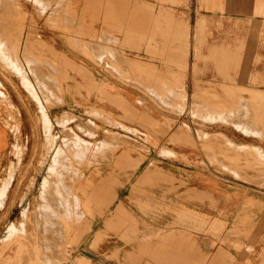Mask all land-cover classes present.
<instances>
[{"label": "rangeland", "instance_id": "374dc122", "mask_svg": "<svg viewBox=\"0 0 264 264\" xmlns=\"http://www.w3.org/2000/svg\"><path fill=\"white\" fill-rule=\"evenodd\" d=\"M1 1L0 24L8 9L11 17L0 25V264H128L129 254L166 264L176 242L197 264L218 248V264H264V100L249 97L264 96V77L202 74L210 28L199 14L190 19V0H171L176 11L155 17L139 13L144 0ZM91 165L95 198L116 196L103 214L92 203L87 221L76 195Z\"/></svg>", "mask_w": 264, "mask_h": 264}, {"label": "crops", "instance_id": "0c3cea01", "mask_svg": "<svg viewBox=\"0 0 264 264\" xmlns=\"http://www.w3.org/2000/svg\"><path fill=\"white\" fill-rule=\"evenodd\" d=\"M170 1L171 0H169L168 3L166 2L161 4L160 0H144L142 4H137V7L139 13H143V11H152V13H154L153 16L155 17L156 12L171 13L176 11L175 4H172ZM187 11H189L191 14L190 19H192L193 13L195 14L196 18L197 14H199L200 19L205 22L207 28H210V31H208L206 34V44L204 48H202L201 60H207L206 63H202L201 69L203 70V75L211 74V76L220 77L221 75L231 76L237 74L240 77H247L251 70H255L264 77V0H190ZM146 18L147 16L143 14H136L134 20L137 22V25L139 23L142 25L146 22ZM132 19L133 14L132 18L130 19V25L128 26V29L125 30L124 40L122 41L125 43V45L126 42L130 44L129 41L132 39V30H130L131 25H136L135 22H131ZM113 23L114 24H111L110 26L117 29L118 26L115 25V22ZM133 28L134 26L132 29ZM152 28L153 27H151L150 31L148 30L149 38L146 39L147 41L145 40V43H147V48H149L151 51L154 49L152 41L154 39L153 35L155 34ZM214 28L217 29L215 33L213 31ZM134 32L136 31L134 30ZM138 32L139 34L143 35V38L145 33H147L140 29ZM173 57L174 56L172 54L171 59H173ZM179 57L182 58V55ZM253 58L261 59V62L258 64V66L252 67L250 61H252ZM180 61H182V59ZM70 65L74 66L72 63ZM133 65L134 64H132V67ZM235 65L237 68L239 67L238 72H233V69L235 70ZM135 66L136 67H134V69L141 71L148 81H152L156 78V72H154V68L150 64L145 63L143 65L136 63ZM43 77H45L44 74ZM151 77L153 79H149ZM89 82H91V79ZM155 91L157 92V90ZM185 92V88L184 90H181V93ZM249 97L253 98L256 103H262L264 100V96L253 90L250 91ZM161 101L163 105L166 104L165 106L170 104L163 99H161ZM123 108L132 114V116L140 117L141 120L148 122L146 119L148 117H146V115L138 114L136 110L130 108L127 104H123ZM258 120V118L254 120L256 121L255 123H258ZM206 136L207 133H204L203 137ZM7 145L8 135L2 122L0 121V169L3 165L1 154L5 151ZM162 152L166 155L174 154L172 150L167 148H162ZM104 153L99 154L96 163L106 161L107 154ZM123 159H125L127 164L133 167H135L139 162L138 160L129 159L127 156L125 158L123 157ZM91 168L92 165L81 175L82 179L77 187L76 195V204L78 205L80 214L83 215V219H86L87 221H92V218H95L92 203L95 204L98 213L103 214L108 205L114 200L116 196L114 193H105L104 195L99 196L97 199L95 198V193L91 191L93 186V174L91 172L88 173ZM149 172L150 171L148 170L145 176L150 177L151 175ZM121 211L122 206L118 205L114 210V215L121 213ZM192 215L198 214L193 213ZM182 248L183 247H181L179 243L176 242L174 248L170 252H165L163 254L162 257L165 261L164 263L197 264L198 262L193 260V255L191 256V253L189 255L187 252L184 253ZM225 255L226 252L222 248H218L211 257L209 263H222L224 262ZM194 256L199 260L202 259L200 252H195ZM127 260L130 262L128 264H136L134 255L129 254Z\"/></svg>", "mask_w": 264, "mask_h": 264}, {"label": "bare ground", "instance_id": "6f19581e", "mask_svg": "<svg viewBox=\"0 0 264 264\" xmlns=\"http://www.w3.org/2000/svg\"><path fill=\"white\" fill-rule=\"evenodd\" d=\"M6 1L8 2V0H6ZM3 2H4V1H3ZM5 4H6V3H5ZM7 4H8V3H7ZM10 4H11V3H9V6H10ZM1 5H2V1L0 0V7H1ZM5 6H6L5 8H7V5H5ZM11 7H12V6H11ZM3 8H4V7H3ZM0 9L2 10V7H1ZM1 10H0V12H1V15L3 16L2 12H3L4 10H3V11H1ZM5 10H6V9H5ZM8 11H9V9L7 10V14H8V15H6V14H5L6 12H5L4 14H5L6 16H5V17H1L3 21L5 20V19H3V18H6L7 16H8V17H11V11H9V12H8ZM1 15H0V16H1ZM8 17L6 18L7 20H8ZM7 20L5 21V23L7 22ZM9 20H10V18H9ZM5 23H4V24H5ZM7 23H9V22H7ZM4 24H3V25H4ZM0 25H1V24H0ZM3 25H1L2 28H3ZM6 26H7V25H6ZM5 28H6V27H5ZM9 28H10V27H9ZM9 30H10V29H9ZM2 31H4V30H2ZM12 33H13V32H12ZM1 36H4V35H1ZM9 41H10V40H9ZM6 42H7V41H6ZM2 43H3V42H2ZM11 43H12V42H11ZM1 45H2V44H1ZM27 45H28V44H27ZM27 47H28V46H27ZM3 48H4V47H3ZM5 50H6V49H5ZM10 50H11V49H10ZM26 50H27V49H26ZM15 51H16V50H15ZM9 52H10V51H9ZM28 54H29V53H28ZM0 55L2 56L1 53H0ZM7 56H8V55H7ZM7 56H6V57H7ZM9 59H10V58H9ZM34 59H35V58H34ZM19 63H20V62H19ZM37 63H38V62H37ZM43 66H44V65H43ZM107 67H108V66H107ZM14 70H15V69H14ZM19 71H20V70H19ZM127 73H128V72H127ZM42 75H43V73H42ZM37 77H38V76H37ZM45 77H46V76H45ZM45 79H46V78H45ZM51 80H52V79H51ZM24 83H25V82H24ZM39 91H40V90H39ZM163 91H164V90H163ZM160 97H161V96H160ZM236 101H237V100H236ZM161 102H162V101H161ZM216 103H217V102H216ZM165 105H166V104H165ZM199 105H200V104H199ZM229 105H230V104H229ZM235 108H236V107H235ZM241 108H242V107H241ZM225 111H226V110H225ZM43 114H44V113H43ZM195 114H196V113H195ZM203 117H204V116H203ZM211 119H212V118H211ZM215 119H216V118H215ZM258 121H259V120H258ZM48 122H49V121H48ZM243 125H244V124H243ZM236 127H237V126H236ZM244 127H245V126H244ZM246 127H247V126H246ZM247 129H248V128H247ZM243 131H244V129H243ZM245 131H246V130H245ZM242 133H243V132H242ZM51 141H52V140H51ZM48 146H49V145H48ZM51 150H52V149H51ZM90 153H91V152H90ZM103 153H104V152H103ZM104 154H105V153H104ZM58 156H59V155H58ZM50 165H51V164H50ZM55 165H56V164H55ZM52 170H55V169H52ZM52 170H50V171H52ZM8 181H9V180H8ZM56 183H57V182H56ZM45 186H47V185H45ZM48 190H49V188H48ZM45 192H46V191H45ZM42 193H43V192H42ZM55 195H56V194H55ZM45 201H46V200H45ZM21 202H22V201H21ZM49 205H50V204H49ZM74 205H75V204H74ZM76 207H78V206H76ZM48 208H49V207H48ZM50 208H51V207H50ZM54 209H55V208H54ZM27 211H28V210H27ZM53 211H54V210H53ZM28 212H30V211H28ZM41 212H42V211H41ZM51 212H52V211H51ZM45 213H46V212H45ZM53 213H56V212H53ZM59 213H60V212H59ZM74 213H75V212H74ZM24 214H25V213H24ZM26 214H28V213H26ZM48 214H49V213H48ZM64 214H65V213H64ZM61 215H62V214H61ZM61 215H60V216H61ZM65 215H66V214H65ZM57 216H59V215H57ZM24 217H25V216H24ZM54 217H55V216H54ZM63 217H64V216H63ZM74 217H75V216H74ZM56 218H57V217H56ZM23 219H24V218H23ZM42 219H43V218H42ZM54 219H55V218H54ZM60 219H61V218H60ZM60 219H59V220H60ZM24 220H25V219H24ZM26 221H27V220H26ZM69 221H70V220H69ZM75 221H76V220H75ZM58 222H59V221H58ZM56 226H57V225H56ZM60 226H61V225H60ZM73 226H74V225H73ZM57 227H58V226H57ZM61 230H62V229H61ZM19 231H20V230H19ZM44 232H45V231H44ZM10 233H12V232H10ZM19 234H20V233H19ZM47 236H48V235H47ZM52 236H53V235H52ZM45 238H46V237H45ZM47 238H48V237H47ZM43 240H44V239H43ZM44 244H45V242H44ZM50 245H51V244H50ZM27 247H28V246H27ZM23 248H25V247H23ZM29 254H30V253H29Z\"/></svg>", "mask_w": 264, "mask_h": 264}]
</instances>
